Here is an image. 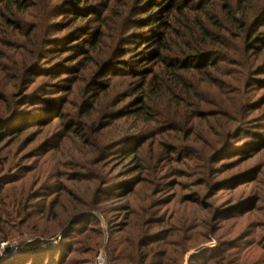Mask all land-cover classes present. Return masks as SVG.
<instances>
[{"label":"rangeland","instance_id":"374dc122","mask_svg":"<svg viewBox=\"0 0 264 264\" xmlns=\"http://www.w3.org/2000/svg\"><path fill=\"white\" fill-rule=\"evenodd\" d=\"M144 5L0 0V264L35 240L62 264H264V0L208 5L220 31L186 73L133 68L159 47ZM199 14L161 27L164 58Z\"/></svg>","mask_w":264,"mask_h":264},{"label":"trees","instance_id":"16d2710c","mask_svg":"<svg viewBox=\"0 0 264 264\" xmlns=\"http://www.w3.org/2000/svg\"><path fill=\"white\" fill-rule=\"evenodd\" d=\"M216 0H143L145 3L144 7L142 8V13L145 14V18L138 20V23H136V28H138L141 31V34L144 32H152L151 35L143 37L141 41L143 44L148 45V48L153 47V43H157L159 45L158 49L151 50L149 54H145L143 51L142 53L146 56H142L141 59L139 57L137 59H133L136 61V64H132L133 68L136 70H140L143 68V64L146 60L150 59L151 61L158 60L163 61L165 63V67L171 70H178L183 71V73H186L187 71H191L192 69H195V58L199 59L202 57H205L204 49L199 46H204L208 40L213 39L218 31H220L219 26V20H216L217 16L219 15L218 12L215 14L210 13L208 10V5L211 3H214ZM211 2V3H210ZM234 7V6H230ZM243 10V18L235 16L234 18V24L236 23H243V25H246L247 19L250 17L246 9L238 7V10ZM197 11L199 12V16L195 18V25L193 29L190 30L188 33V36L186 35L184 38V45H187V50H179V53L177 55L179 56H173L172 58L168 59L171 56L163 57L165 52L171 51L168 50V47L166 45V35L165 33H161V27H165V29H171L174 30L175 33H177V36L179 35V30L175 28L173 25V20H177L176 23L178 25H181L183 22L181 19L184 17L186 20H191L193 17L192 12ZM188 12V13H187ZM78 19H81V15L79 14L77 16ZM258 19V18H257ZM143 20L145 22H143ZM76 20H72L69 22L70 24H74ZM133 21V19H132ZM141 21V22H140ZM151 23V24H150ZM184 27L187 28L188 24L187 22H184ZM149 25V26H148ZM190 27V26H189ZM155 28H158L155 29ZM246 26L244 27V29ZM243 29V30H244ZM246 31V30H244ZM260 34V33H259ZM258 32H252L249 36L248 43H251L253 38H256L254 42L258 41L262 35H259ZM93 37V42L95 45L99 44L101 38L105 35L103 32H93L91 34ZM256 35V36H255ZM190 37V39H186ZM140 34L136 37H133L132 39H139ZM88 41V40H87ZM190 41V44L189 42ZM188 42V43H187ZM199 45V46H198ZM114 54V53H113ZM84 55V54H83ZM163 57V59H162ZM184 58V59H183ZM182 59V60H181ZM192 60V61H191ZM194 64H193V63ZM209 66H214L213 62H207ZM206 63V64H207ZM135 65V66H134ZM205 67V66H203ZM197 69V68H196ZM142 71H146L145 69ZM153 72V70H152ZM182 75V74H180ZM3 225H9V222L7 223L6 220L1 219ZM1 225L0 222V241L8 238V233L6 232V229L4 226ZM160 241V240H158ZM44 243L40 240H35L30 244H27L28 246L24 248V251H28V249H34L33 254H30L27 256V253L23 254L24 257H20L18 260L11 261L10 264H62L64 263V260L61 259L60 256H57V258H53V255L50 254H44L40 251H35L38 249L40 245H43ZM136 251H140L139 248H135ZM18 258V257H17ZM43 260V262H42Z\"/></svg>","mask_w":264,"mask_h":264},{"label":"built area","instance_id":"2783aa9c","mask_svg":"<svg viewBox=\"0 0 264 264\" xmlns=\"http://www.w3.org/2000/svg\"><path fill=\"white\" fill-rule=\"evenodd\" d=\"M96 264H109L107 254L103 251H100L96 255Z\"/></svg>","mask_w":264,"mask_h":264}]
</instances>
